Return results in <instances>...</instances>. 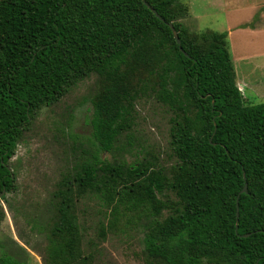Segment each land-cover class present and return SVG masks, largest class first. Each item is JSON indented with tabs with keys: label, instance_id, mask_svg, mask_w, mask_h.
<instances>
[{
	"label": "trees",
	"instance_id": "16d2710c",
	"mask_svg": "<svg viewBox=\"0 0 264 264\" xmlns=\"http://www.w3.org/2000/svg\"><path fill=\"white\" fill-rule=\"evenodd\" d=\"M146 2L184 52L144 0H0V202L16 191L11 161L39 112L96 75L97 149L33 226L47 238L44 264H95L98 243L128 231L143 264H264V103L237 87L227 33L189 31L181 0ZM148 98L170 112L172 165L103 159L130 151L123 138Z\"/></svg>",
	"mask_w": 264,
	"mask_h": 264
},
{
	"label": "rangeland",
	"instance_id": "374dc122",
	"mask_svg": "<svg viewBox=\"0 0 264 264\" xmlns=\"http://www.w3.org/2000/svg\"><path fill=\"white\" fill-rule=\"evenodd\" d=\"M181 1L190 8L183 20L189 31L228 34L237 87L247 104L264 103V0ZM97 81L96 75L83 80L58 104L40 111L24 133L11 161L16 191L0 202V264H44L47 238L44 231L33 226L46 221L59 182L73 172L84 154L90 157L97 149L90 122V99L97 91ZM170 121L164 106L149 98L139 101L130 145L123 138L130 151H116V158L104 153L102 158L132 162L149 153L148 159L156 157L169 167L173 163ZM87 199L78 208L80 212L86 210L88 218L84 220L90 221L97 217V206L95 200ZM128 232L110 235L98 243L95 264H143L139 257L141 236Z\"/></svg>",
	"mask_w": 264,
	"mask_h": 264
},
{
	"label": "water",
	"instance_id": "95a60500",
	"mask_svg": "<svg viewBox=\"0 0 264 264\" xmlns=\"http://www.w3.org/2000/svg\"><path fill=\"white\" fill-rule=\"evenodd\" d=\"M144 2H145V5L149 8V9H151V11L161 20V21H163V22H165L169 27H170V29L172 30V32H173V35H174V38H175V40H176V42H177V44L179 45V47H180V50L182 51V52H184V50H183V48H182V44H181V39H180V37H179V34H178V31L176 30V28L174 27V25L172 24V23H167L159 14H158V12L154 9V8H152L150 5H149V3H147L146 2V0H144ZM248 192V189H247V185L245 186V188H244V190L242 191V193H247ZM1 196L2 195H0V198H1ZM239 200V199H238ZM238 200H237V202H238ZM237 208H238V210H239V204L237 203ZM237 216H239V213H237ZM247 235H245V237H246Z\"/></svg>",
	"mask_w": 264,
	"mask_h": 264
}]
</instances>
